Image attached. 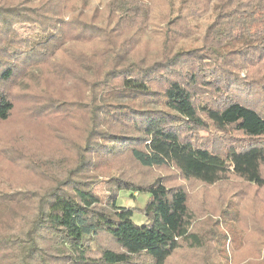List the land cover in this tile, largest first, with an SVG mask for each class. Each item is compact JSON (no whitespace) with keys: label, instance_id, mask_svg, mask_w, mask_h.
Returning a JSON list of instances; mask_svg holds the SVG:
<instances>
[{"label":"trees","instance_id":"16d2710c","mask_svg":"<svg viewBox=\"0 0 264 264\" xmlns=\"http://www.w3.org/2000/svg\"><path fill=\"white\" fill-rule=\"evenodd\" d=\"M183 3L173 16L174 0L168 12L154 0H0V122L23 103L62 144L19 156L23 181L0 168V264H167L202 246L188 190L143 172L264 186V108L253 99L264 93V0ZM210 6L201 44L180 47ZM161 27L151 59L137 46ZM119 155L134 178L111 169ZM102 176L115 181L107 196L94 189ZM126 191L145 204L119 205Z\"/></svg>","mask_w":264,"mask_h":264},{"label":"rangeland","instance_id":"374dc122","mask_svg":"<svg viewBox=\"0 0 264 264\" xmlns=\"http://www.w3.org/2000/svg\"><path fill=\"white\" fill-rule=\"evenodd\" d=\"M106 1L90 0V5L103 6ZM154 2L159 5L158 10L168 12L171 9L172 0H154ZM182 5H184L183 0H174L175 13L171 12L173 16L179 12ZM214 18L215 11L210 6L207 12L193 21V34L180 41L178 45L180 47L200 45L207 26ZM162 30L166 31V28L150 30L143 36L137 49L146 52L151 59H159ZM253 99L261 109L264 108V93L253 94ZM24 109L23 103H19L13 115L6 122H0L1 173L3 175L7 173L9 177L15 174L21 181L24 176H30L19 156L22 157L29 150L49 154L51 150L62 148L58 138L49 130L51 119L45 117L42 122L39 120L29 122ZM78 117L79 124L85 126L83 113ZM66 128H71V124H66ZM73 133L81 134V131L73 130ZM238 136L243 137L239 133ZM74 139L79 142L80 137ZM12 143L16 144L12 146ZM114 164L111 169L121 165L128 172L126 177L134 178L133 175H137L135 166L125 155H119ZM122 174H124L123 170ZM157 174L163 175L169 184H182L188 190L189 203L195 213L193 228H196L204 241L199 248L187 245L180 247L167 264H264V186L254 188L233 176L217 184H202L184 179L177 170L170 168L140 173L142 180L151 179ZM98 179L100 182L94 186L95 191L104 192L103 195L107 196L105 184L115 181L108 180L109 176ZM147 197L146 193L132 194L126 191L121 193L118 204L142 207ZM145 219L146 217L139 212L133 215V220L137 224H142Z\"/></svg>","mask_w":264,"mask_h":264}]
</instances>
